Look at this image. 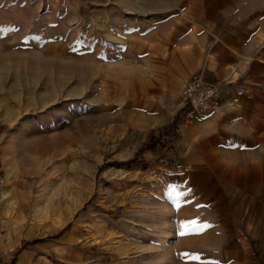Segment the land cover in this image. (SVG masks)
<instances>
[{
	"label": "rangeland",
	"instance_id": "obj_1",
	"mask_svg": "<svg viewBox=\"0 0 264 264\" xmlns=\"http://www.w3.org/2000/svg\"><path fill=\"white\" fill-rule=\"evenodd\" d=\"M21 1L0 0V264H232L215 240L202 247L167 229L174 217L150 215L182 160L180 89L200 41L189 29L199 36L210 11L264 15V0ZM136 49L153 61L156 94L120 72L119 54ZM248 248L246 264H264V249Z\"/></svg>",
	"mask_w": 264,
	"mask_h": 264
},
{
	"label": "crops",
	"instance_id": "obj_2",
	"mask_svg": "<svg viewBox=\"0 0 264 264\" xmlns=\"http://www.w3.org/2000/svg\"><path fill=\"white\" fill-rule=\"evenodd\" d=\"M9 1L7 4L13 8L27 6L21 0ZM209 3L207 8H213L214 3ZM262 11L263 8H256L241 20L230 22L212 18L210 11L199 36L189 29V35L199 37L200 41L190 48L194 49L191 60L185 59L189 68L184 70L187 74L184 80L199 78L211 83L217 94L209 110L200 114L188 112L182 130V160L177 170L158 183L160 199L166 202V208L155 209L150 215L154 219L174 217L167 229L188 234L202 247H207L208 240H215L210 247L226 249L232 264L249 262L250 241L258 243L257 250L264 249ZM188 44L193 45V41ZM121 53L120 72L131 73L146 94H156L160 85L157 70L149 67L153 61L148 62L138 49ZM180 54L186 58L187 52L183 50ZM154 63L158 65L159 61ZM178 96L171 93L169 99L175 101ZM193 137H198V148L191 150ZM151 200H158V196H152ZM140 228L153 235L152 225L142 223ZM17 240L10 235L2 251L6 254Z\"/></svg>",
	"mask_w": 264,
	"mask_h": 264
},
{
	"label": "built area",
	"instance_id": "obj_3",
	"mask_svg": "<svg viewBox=\"0 0 264 264\" xmlns=\"http://www.w3.org/2000/svg\"><path fill=\"white\" fill-rule=\"evenodd\" d=\"M217 94L216 87L199 79H193L182 85L180 89V97L182 107L187 108L191 112L203 113L209 110L213 105V99ZM228 105L231 102L227 103ZM3 183V174L0 170V187Z\"/></svg>",
	"mask_w": 264,
	"mask_h": 264
},
{
	"label": "trees",
	"instance_id": "obj_4",
	"mask_svg": "<svg viewBox=\"0 0 264 264\" xmlns=\"http://www.w3.org/2000/svg\"><path fill=\"white\" fill-rule=\"evenodd\" d=\"M150 144H151V141H150V142H144V143H143V146L140 147V148L137 150V152L135 153V155H134L131 159H129L127 162H128V163H137V160H136V158H137V154H139V152L143 149V147H145V146H149Z\"/></svg>",
	"mask_w": 264,
	"mask_h": 264
},
{
	"label": "bare ground",
	"instance_id": "obj_5",
	"mask_svg": "<svg viewBox=\"0 0 264 264\" xmlns=\"http://www.w3.org/2000/svg\"><path fill=\"white\" fill-rule=\"evenodd\" d=\"M196 79H199V78H196ZM199 80H201V79H199ZM201 81H203V80H201ZM203 82H205V81H203ZM6 177H7V175L5 176L4 175V178L6 179ZM20 192H17V194H19ZM21 194V193H20Z\"/></svg>",
	"mask_w": 264,
	"mask_h": 264
},
{
	"label": "snow or ice",
	"instance_id": "obj_6",
	"mask_svg": "<svg viewBox=\"0 0 264 264\" xmlns=\"http://www.w3.org/2000/svg\"><path fill=\"white\" fill-rule=\"evenodd\" d=\"M182 227H183V225H182ZM181 234H183V233H181ZM193 258H198V257H193Z\"/></svg>",
	"mask_w": 264,
	"mask_h": 264
}]
</instances>
